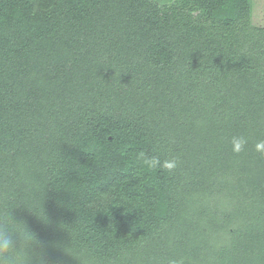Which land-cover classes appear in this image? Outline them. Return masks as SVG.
I'll use <instances>...</instances> for the list:
<instances>
[{
	"label": "trees",
	"instance_id": "1",
	"mask_svg": "<svg viewBox=\"0 0 264 264\" xmlns=\"http://www.w3.org/2000/svg\"><path fill=\"white\" fill-rule=\"evenodd\" d=\"M10 213L48 264H264L251 0H0Z\"/></svg>",
	"mask_w": 264,
	"mask_h": 264
},
{
	"label": "clouds",
	"instance_id": "2",
	"mask_svg": "<svg viewBox=\"0 0 264 264\" xmlns=\"http://www.w3.org/2000/svg\"><path fill=\"white\" fill-rule=\"evenodd\" d=\"M243 144L242 138L234 140L235 150L238 151ZM140 157L150 168L161 166L158 157H145L144 153H141ZM163 166L172 170L176 167V162L166 161ZM48 250L45 242L38 241L29 230L26 222H18L12 213L0 221V264H48Z\"/></svg>",
	"mask_w": 264,
	"mask_h": 264
},
{
	"label": "rangeland",
	"instance_id": "3",
	"mask_svg": "<svg viewBox=\"0 0 264 264\" xmlns=\"http://www.w3.org/2000/svg\"><path fill=\"white\" fill-rule=\"evenodd\" d=\"M252 22L264 26V0H251Z\"/></svg>",
	"mask_w": 264,
	"mask_h": 264
}]
</instances>
